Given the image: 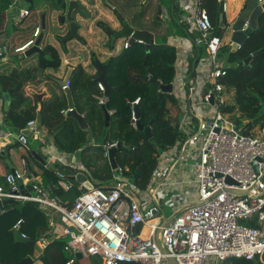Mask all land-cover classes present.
<instances>
[{
    "label": "built area",
    "instance_id": "obj_1",
    "mask_svg": "<svg viewBox=\"0 0 264 264\" xmlns=\"http://www.w3.org/2000/svg\"><path fill=\"white\" fill-rule=\"evenodd\" d=\"M178 3L184 6L183 1ZM258 6L264 7V0H258ZM193 12L199 37L193 40L192 47L197 51L205 47L207 54L200 53L185 68L176 61L177 82L175 79L172 83V94L181 113L174 124L183 139L174 149L161 154L146 191L118 176L108 188L94 187L85 192L84 184L76 187L69 175L59 171L57 181L45 185L25 169L7 174L5 186L0 185V202L38 204L40 212L49 218L53 232L69 238L66 250L71 254L98 257L102 264H171L169 260L176 264H208L210 258L264 264V133L261 137L248 136L224 113L226 94L220 80L227 75V68L219 59L224 39L215 35L201 0L195 1ZM30 16L29 10H20L18 23ZM247 28L248 23L243 30ZM224 29L226 32L229 27ZM41 34V26H36L21 46L12 51L6 46L1 48L0 59L24 55L36 46ZM132 37L124 48L129 47ZM241 48L238 45L237 51ZM98 88L106 92L105 84L99 82ZM98 99L99 104L105 103V97ZM139 103L140 98L131 104L135 128ZM82 116L85 118L86 113ZM36 130V121L28 122L17 141L28 148L24 131L36 134ZM116 147L117 144L106 146V156ZM178 164L189 165V178L180 180L173 175ZM64 166L73 167L66 163ZM227 178L234 183L229 184ZM185 185L195 187V193L187 191ZM76 188L82 194L71 207L66 206L58 192L69 193ZM165 194L171 195L176 213L168 224L161 225L166 217L159 196ZM187 199L192 204L185 206ZM4 212L3 207L1 214ZM23 224L21 219L13 229L28 240L21 232ZM139 224L150 226L148 238L136 233Z\"/></svg>",
    "mask_w": 264,
    "mask_h": 264
},
{
    "label": "trees",
    "instance_id": "obj_2",
    "mask_svg": "<svg viewBox=\"0 0 264 264\" xmlns=\"http://www.w3.org/2000/svg\"><path fill=\"white\" fill-rule=\"evenodd\" d=\"M13 1L0 0V36L3 39L0 48L8 42L9 37L3 21L4 14ZM102 1L116 7L118 10L116 15L121 23L127 21L136 30L154 34L157 43L147 51L146 44L135 42L129 44L127 49L123 47L120 53L110 57L106 62H100V65L105 66V87L110 89V92L104 104L98 105L90 101L95 104V109L90 107L86 112L91 135L96 141L95 146L90 144L88 129L82 130L77 124L75 130L72 125L74 119L66 120L60 115V104L42 105L41 125L55 138L61 152L70 154L80 152L76 167L57 164L55 171L69 176L84 174L96 188H108L115 182L116 177L120 176L124 182L146 191L157 171L161 154L174 149L183 139L182 132L174 124L180 118L179 103L174 94L164 93L159 96L161 86L157 84L160 82L161 85L168 86L176 79L177 50L165 44V41L176 33L159 14V7L163 6L161 0ZM201 1L215 27V35L222 37L225 29L220 27L219 0ZM53 7L64 10L56 0ZM104 25L108 28L106 24L100 22L101 27L104 28ZM258 28L259 30L253 32L240 50L233 52L230 46H223L219 53V59L227 55V75L220 80L226 94L224 113L251 137H261L264 133V12L258 18ZM177 29L183 32L180 28ZM198 37L199 33L194 32L192 38L195 40ZM45 51L52 53L53 60L48 61L41 57L40 62L44 63L41 68L43 70L59 68L62 62L57 50L49 45ZM198 52L207 54L205 47ZM250 57V62L246 63ZM96 63L97 60L94 59L93 64ZM101 74L100 69L97 76H91L80 66L72 87L75 91L82 90V98L87 101L88 96L95 94L105 97V93L98 88V81L94 80ZM29 77L30 73L25 75L21 69H15L9 75L0 74L1 90L11 91L16 98L8 111H5L2 105L0 112L7 127L16 133L24 130L27 123L35 119L37 114L38 107L34 104L37 99L35 98L33 102L25 94ZM138 98H140V103L136 106L139 111L138 121L144 127L152 125L151 140L133 125L131 104ZM81 112L83 113L84 109H81ZM107 113L110 115L108 124ZM113 144L121 146V150L116 154L118 169L116 171L106 156V146ZM1 158L3 156L0 153ZM46 177L45 185L57 181V175L53 171L47 173ZM95 180H100V183ZM4 182L5 179L0 177V184L3 185ZM75 185L79 186L78 183ZM81 194L82 191L78 188L69 193L58 192L69 207ZM4 210L5 212L0 215V264H16L35 255V246L15 242L13 227L21 219L24 220L21 232L27 235L28 241L40 243L47 238L52 240L38 257L43 264H69L72 261L74 264L81 263L78 255L66 250L69 238H58L53 234L54 228L49 219L40 212L38 204L15 202ZM221 264L260 263L232 258Z\"/></svg>",
    "mask_w": 264,
    "mask_h": 264
},
{
    "label": "crops",
    "instance_id": "obj_3",
    "mask_svg": "<svg viewBox=\"0 0 264 264\" xmlns=\"http://www.w3.org/2000/svg\"><path fill=\"white\" fill-rule=\"evenodd\" d=\"M14 1L10 6V8L4 14L3 24H4V29L9 37L8 41L10 39V41H12L15 44L14 47L15 49L16 47H19L22 44H24L25 41L28 39L29 35L33 32V29L36 26L40 25L42 28V34L40 35L41 38L40 49L42 50V54H34L30 57H26L25 54L24 55L12 54L7 58L6 61H1L0 74L9 75L15 69H21L25 75L30 73L29 82L25 86V94L33 102L35 98L37 99V102L34 103L37 104L38 107L36 112L37 114L35 119L32 120V121H36L37 130H36V134L30 133V135L28 136V141H29L28 148H24L17 141V135L20 132L16 133L10 130L5 123L4 116L0 112V153L3 156V158L0 159V177L5 179V176L11 173L12 169L14 170L25 169L28 171V173H31L34 177H36L40 182L44 183L47 178L46 177L47 173L52 171L55 174L57 173V171H55L56 169L55 167L57 164H61L62 166H64L65 163L71 164V166L73 165L74 168L77 166L78 163V157H76L75 154L65 153L59 150L55 138L49 135L47 129L41 125L42 105L45 106L48 105L49 103H55L61 105L60 115H62L64 119L66 120L70 118L74 119L72 121V125L75 130L77 128V124L80 127L78 121L74 117L68 115V110H70V107L68 103L66 90L63 89L55 81V79L56 80L64 79L68 70L70 68L72 69V77L69 83V89L72 93L75 109L78 111L80 115L86 113L88 111V108L86 107L84 108L83 105L84 103L83 101H81L82 90L75 91L72 87V82L74 81V78L80 66H82V68L86 73L95 77L98 74V70L100 71L101 69L100 67L103 66L100 65V62L104 63L110 57L115 56L116 54L121 52V50L125 45V42L129 38L126 37L122 47L118 48L117 46L118 39H115L110 34V32L114 34L121 32L124 28V23L127 21L121 23L117 17H112L111 13L115 15L118 12V10L116 9L115 6L111 5L110 3L105 4L102 0H89L90 1L89 8L85 9L84 8L85 2L83 0H79V2L81 1L80 2L81 9L79 10L80 13L83 14L84 12H86L85 15H87L89 12H91V15L89 14V18H85L84 17L85 15L83 17L81 15L79 18H77L78 14H76L77 12L76 11L74 13V18L75 20L77 19V21L79 22L78 24L79 39H75L77 40L75 42L68 41L66 43H63V40L69 35L70 30L67 25L64 26L57 25V20H59V16L63 15L61 11H57V12L51 11L52 4L51 5L44 4L41 6L38 12L34 13L33 15L31 13L32 18H30L31 17L30 16L29 17L30 19L28 18L24 20L27 21V25H32L33 27L31 29H24L22 26L24 21L18 23L17 16L20 10H28V9H23L20 8L19 6V4L24 0H19L15 4ZM181 1H183L184 4L183 7L179 5L178 0H171V2L168 1L166 7L165 6L159 7V10L161 8V12L159 11V14L165 20L167 19L166 17H168V19L170 20L173 26H175L176 28L178 27L183 31V32H178L180 30L177 29V31H175L176 34L174 36L169 37L168 40L165 41V44L174 47L177 50L178 65L185 68L187 65H189V63L191 64L194 63L200 53L192 47L193 46L192 43L194 40L192 38V35H194V32H197L193 20L194 18L193 9L195 10L196 0H181ZM246 1L247 0H225L224 20L226 27H230L231 23L238 17ZM34 5L35 4L33 0V4H31L30 6L32 7ZM228 14H230L231 17H229ZM32 22H34V24H32ZM100 22L106 24L108 28L105 25L104 28L101 27ZM54 23L56 25L55 31L52 30L53 29L52 26ZM130 27L132 26L130 25ZM133 29L135 32L139 31L136 30L135 28ZM184 31H185V35H183ZM139 32H143V31H139ZM145 33H149V32H145ZM152 35L154 36V34ZM222 38L224 39L223 46H230L232 48V30L226 29V32L224 33ZM84 40L86 41L85 43H87L85 47H88L87 40H89L90 43L94 46L97 45L96 41L100 42V49L96 51V48H94L92 51L89 52V50L82 47V43ZM156 43L157 41L155 38L154 44ZM49 45L53 46L57 50L62 64L59 66V68H47L43 70L41 67L44 66V63L40 62L41 57H45L48 61L53 60L52 53H48L45 51V49ZM94 59L97 60L96 65L93 64ZM182 73L185 75L184 71ZM100 76L101 75H99L94 80L98 81ZM175 82H177V78ZM0 95H1L0 107L3 105L5 111H8L13 106V103L16 101V98L13 96L11 91L3 92L1 88H0ZM6 95L10 96V104L8 106L6 105L7 104L5 98ZM91 97L98 98L100 97V94L88 96L87 97L88 101H92L90 99ZM97 104L100 105L99 103ZM81 109H84L83 113L81 112ZM52 118L56 119L53 116ZM84 119L86 120L88 126L87 129L90 130V125L88 123L87 116H85ZM9 133H12V136H8ZM66 134L67 133H65V135ZM62 139L64 140V137ZM90 141H91L90 143L91 145L93 146L96 145V141L94 140V137ZM182 172H183L182 167L175 169V175L180 180L186 179L185 175L181 176ZM73 182L77 183L76 181ZM4 185L5 182L2 186ZM191 186L192 185H185L184 187H187L189 189L192 188L193 192L195 193L196 188L195 187L193 188ZM189 189H187V191H189ZM189 201L190 200L187 199V202ZM191 204H192V200H191ZM6 207L8 206H5L4 209ZM164 217H166L165 213H164ZM169 220L166 217V223ZM164 223L165 222L162 221L161 225L166 224ZM135 231L138 234L140 233L141 236L145 238H148L151 234V228L149 225H142V228L139 231L137 230ZM53 234L58 238H63L61 236H57V234L54 232ZM51 241H52L51 238H47V240H42L40 243L35 244V255L34 257H32L34 259L33 264H43L41 261L38 260V257L42 255L47 244L50 243ZM37 247H39V249ZM79 259L81 260L83 258H79ZM99 262L100 264H102L101 259H99Z\"/></svg>",
    "mask_w": 264,
    "mask_h": 264
},
{
    "label": "water",
    "instance_id": "obj_4",
    "mask_svg": "<svg viewBox=\"0 0 264 264\" xmlns=\"http://www.w3.org/2000/svg\"><path fill=\"white\" fill-rule=\"evenodd\" d=\"M24 1H26L30 5L33 4V0H24ZM224 2H225V0H220V5H219V12L221 13V15H220V27H222V28L225 27V20H224L225 3ZM57 3L61 8L64 9L63 15L59 16L60 25L61 26L67 25L69 27V30H70L69 35L63 40V43H66L68 41H72L74 39H79L78 24L74 20V13L81 9L79 0H58ZM159 11L161 12V8ZM263 12H264V7L258 6V0H247L246 1L245 5L241 9L238 17L231 23V26H230L231 28L229 27V29L232 30V51L233 52H236L238 45H243L246 42V40L253 34L254 31L259 30L258 18L260 16V14H262ZM246 23H248V28L243 30ZM110 34L115 39L126 38V37L129 38V37L133 36L129 43L134 44L137 41H143L146 44L147 51L150 50V47L152 45H154V41H155V38L152 34L145 33V32H139V31L135 32L134 29L132 27H130V25L127 22L124 23V28L121 32H119L117 34L110 32ZM40 44H41V38H39L35 47L31 48L30 50H28L25 53V56L30 57L34 54H42V50L40 49ZM250 60H251V57L246 60V63H249ZM100 68L102 70V74H101L100 78L98 79V82L105 84V67L101 66ZM71 77H72V69L70 68L64 79H62V80H58V79L56 80L55 79V81L63 89L66 90L68 103H69V107L71 110L68 112V115L71 117H74L78 121L80 127L83 130H87L88 126H87L86 120L75 109L74 101L72 98V93L69 89V83H70ZM147 79H148V77H147ZM157 84L161 86V91L159 93V96H161L164 93L172 94V92H173V85L172 84L168 85V86H163L160 84V82H157ZM109 92H110V89H106L105 99L108 98ZM5 98L7 101L6 105L8 106L10 104V96L6 95ZM90 99L92 101L97 102V103L100 102L98 98H92L91 97ZM7 106H6V109H7ZM136 114L138 117V114H139L138 109H136ZM106 119H107V124H108L109 120H110V115L108 113L106 114ZM151 126L152 125L150 124L148 127H144L140 124L139 121L137 122V129L139 131H142L144 133V135L149 140H151L153 138ZM24 134L27 136L30 135V133L28 131H24ZM119 150H121L120 145H118V147H116V148L109 150V156L108 157H109L110 164L113 167V170L117 169L115 157H116V154L119 152ZM12 172H14V169H12ZM70 180L76 181L79 184H84L83 190L85 192H87L88 190H92L94 188V185L88 180L87 176L84 174H77L75 176H71ZM227 182L229 184L234 183V181L230 178H227ZM18 184L20 185L21 188H23L21 181H19ZM244 194L247 195V193H244ZM13 204H14L13 200H6L3 202H0V214H1V210L3 209V207L10 206ZM157 213L158 212L155 211V214H157ZM172 218L169 221H167V223L166 222L165 223L168 224L172 220ZM141 228H142V224H139L136 226L135 230L139 231ZM14 238H15L16 243L28 244V245H32V246H35V244H36L35 242H30V241L22 238L21 233L19 231L14 232ZM78 257L83 258L82 255H80V254L78 255ZM33 262H34V259L32 257H28V258H26V259H24L21 262L16 263V264H33ZM169 262L171 264H176V262L174 260H169Z\"/></svg>",
    "mask_w": 264,
    "mask_h": 264
},
{
    "label": "rangeland",
    "instance_id": "obj_5",
    "mask_svg": "<svg viewBox=\"0 0 264 264\" xmlns=\"http://www.w3.org/2000/svg\"><path fill=\"white\" fill-rule=\"evenodd\" d=\"M56 1H58V0H56ZM85 3H84V8L86 9V8H89V5H90V1L89 0H83ZM81 2V1H80ZM79 2V3H80ZM93 3H94V1H93ZM161 3H162V5L163 6H167V4H168V0H161ZM34 8L33 7H31L29 4H27L25 1H23V2H21L20 4H19V6H20V8H23V9H28L31 13H32V15L34 14V13H36V12H38V10L41 8V6L42 5H44V4H49V5H54L55 4V0H34ZM54 8V7H53ZM51 9V11H55V12H57V11H61V13L62 12H64V10H57V9ZM85 13L86 12H84L83 14L82 13H80V11H77L76 12V14H78V17L77 18H79L81 15H82V17L85 15ZM89 14L91 15V12H89L87 15H85L84 17L85 18H89ZM111 15H112V17H117V15L115 14H112L111 13ZM228 16L229 17H231V15L230 14H228ZM188 17V16H187ZM30 18H32V16L30 17ZM29 18V19H30ZM118 18V17H117ZM167 19H166V21H167V23H168V25H170L171 26V28L174 30V32L175 31H177V28L175 27V26H173L172 25V23L170 22V20L168 19V17H166ZM33 20V19H32ZM119 20V19H118ZM76 21V23L77 24H79V22L77 21V19L75 20ZM188 21V20H187ZM32 24H34V22H32ZM57 25H59V26H61L60 25V22H59V20H57ZM22 26H23V28L24 29H31L33 26L32 25H27V21H24L23 22V24H22ZM52 30L53 31H55V29H56V25H55V23L53 24V26H52ZM82 28V27H81ZM81 31V30H80ZM178 32H180V31H178ZM176 33V32H175ZM178 34V33H177ZM195 34H196V32H195ZM181 35V34H180ZM32 36V33L29 35V37H31ZM109 36V35H108ZM173 36H174V34H173ZM72 41H77V40H72ZM95 41V40H94ZM125 41V38H118V43H117V46H118V48H121L122 47V45H123V42ZM86 41L84 40L83 41V43H82V47H84V48H86L87 50H89V52L90 51H92L94 48H96V51L98 50V49H100V42H97L96 41V43H97V45H92L91 43H90V41L89 40H87V42H88V47H85L86 45H87V43H85ZM2 43H3V39H2V37L0 36V47H2ZM158 43H160V41L158 40ZM6 47H8V49L10 50V51H12L13 49H14V47H15V44L12 42V41H10V39H9V41L7 42V44L5 45ZM79 47V46H78ZM80 48V47H79ZM107 51H108V49H107ZM222 59H221V61L223 62V65L226 67L227 66V55H224V56H222L221 57ZM4 59L5 58H3V59H0V63H1V61H4ZM81 101H83V105H84V108L86 107V108H90V107H93L94 109H95V104L93 105L90 101L88 102L86 99H84V98H82V100ZM92 104V105H91ZM89 136H90V140H92L93 139V137H92V135H91V132H90V130H89ZM75 155H76V157H78L79 155H80V152H77V153H75ZM190 164V163H189ZM180 167H182V169H183V172L181 173V176H184L185 175V178H189V176L191 175V174H189V172H190V167H189V165H187V166H185L184 164H183V166L181 165V164H178L177 166H176V168H180ZM175 173H173V175H174ZM95 182H99L100 183V180H95ZM186 189H189V188H187L186 187ZM193 191V189L192 188H190L189 189V192H192ZM159 205H161V204H163L162 206H163V211H164V213H165V215H166V217H167V219L169 220L170 218H172V216L173 215H175V204L172 202V199H171V195H167V194H165V195H160L159 196ZM185 203H186V205L185 206H188V205H190L191 204V200L189 201V202H187V201H184ZM150 206H152L151 204H150ZM38 249H39V247H37ZM100 264V262H99V258L98 257H93V258H83V259H81V263L80 264ZM208 264H221V261H219L218 259H216V258H210V260L208 261Z\"/></svg>",
    "mask_w": 264,
    "mask_h": 264
},
{
    "label": "flooded vegetation",
    "instance_id": "obj_6",
    "mask_svg": "<svg viewBox=\"0 0 264 264\" xmlns=\"http://www.w3.org/2000/svg\"><path fill=\"white\" fill-rule=\"evenodd\" d=\"M74 20H75V18H74Z\"/></svg>",
    "mask_w": 264,
    "mask_h": 264
}]
</instances>
